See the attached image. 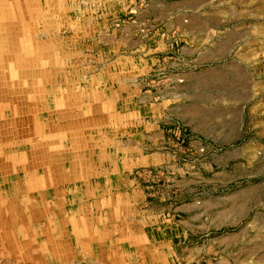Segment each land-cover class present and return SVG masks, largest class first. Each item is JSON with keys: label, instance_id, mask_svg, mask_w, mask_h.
I'll list each match as a JSON object with an SVG mask.
<instances>
[{"label": "rangeland", "instance_id": "1", "mask_svg": "<svg viewBox=\"0 0 264 264\" xmlns=\"http://www.w3.org/2000/svg\"><path fill=\"white\" fill-rule=\"evenodd\" d=\"M164 1L168 11L198 14L195 27L207 47L203 127L214 130L215 140L198 139L206 148L199 155L186 149L188 133L177 128L168 150L172 164L150 173L147 191L167 197L177 170L199 173L184 186L202 190L205 199L218 194L224 204L236 203L240 218L250 222L264 207V0ZM149 3L0 0V264H156L153 248L150 254L144 242H134L141 227L126 226L102 204L107 196L85 176L78 179L81 166L75 175L62 174L61 167L79 165V152L88 150L65 130L68 116L60 125L49 116L74 101L69 79L86 76L115 54L102 57L97 30L124 22L139 25L143 35L166 28L148 17ZM227 28L238 31L234 44L218 42ZM212 152L220 154L216 164ZM257 222L249 230L255 242L235 247L226 264H264Z\"/></svg>", "mask_w": 264, "mask_h": 264}, {"label": "crops", "instance_id": "2", "mask_svg": "<svg viewBox=\"0 0 264 264\" xmlns=\"http://www.w3.org/2000/svg\"><path fill=\"white\" fill-rule=\"evenodd\" d=\"M157 1L162 9L150 0L144 11L151 21L165 22V29L143 35L139 25L124 22L122 28L104 26L94 33V38L100 36L102 57L115 54L105 56L86 76L69 79L74 101L65 111L49 113L56 117L55 125L68 116L65 130L76 133L75 144L88 150L79 152V165L61 171L75 175L81 166L78 179L85 176L90 187L107 196L102 204L107 202L126 226L141 227L134 242H144L148 253L153 248L156 264H226L235 247L255 242L249 230L260 219L256 225H262L264 245V207L256 219L242 220L236 203L224 204L218 194L205 199L202 190L184 186L201 175L189 177L180 169L168 184L167 197L147 191L150 173L172 164L168 150L177 128L188 133L186 149L199 155L206 148L198 139L215 140L214 130L203 127L207 112L200 88L207 47L200 40V27H195L198 14L168 11L166 1ZM75 27L81 32L77 23ZM237 33L222 29L218 42L234 44ZM211 156L212 164L221 160L218 153Z\"/></svg>", "mask_w": 264, "mask_h": 264}, {"label": "bare ground", "instance_id": "3", "mask_svg": "<svg viewBox=\"0 0 264 264\" xmlns=\"http://www.w3.org/2000/svg\"><path fill=\"white\" fill-rule=\"evenodd\" d=\"M52 108V107H51Z\"/></svg>", "mask_w": 264, "mask_h": 264}]
</instances>
